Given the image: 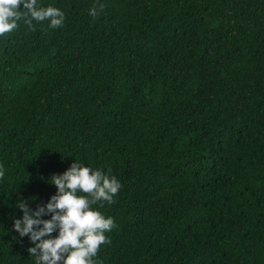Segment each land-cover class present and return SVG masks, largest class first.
Segmentation results:
<instances>
[{
  "label": "trees",
  "instance_id": "1",
  "mask_svg": "<svg viewBox=\"0 0 264 264\" xmlns=\"http://www.w3.org/2000/svg\"><path fill=\"white\" fill-rule=\"evenodd\" d=\"M37 5L63 26L0 36V264L73 162L122 185L95 264H264V0Z\"/></svg>",
  "mask_w": 264,
  "mask_h": 264
},
{
  "label": "clouds",
  "instance_id": "2",
  "mask_svg": "<svg viewBox=\"0 0 264 264\" xmlns=\"http://www.w3.org/2000/svg\"><path fill=\"white\" fill-rule=\"evenodd\" d=\"M21 4L25 11L20 10ZM102 9L103 5L100 9L93 7L89 14L96 17ZM64 19L60 9L40 7L37 0H0V36L17 29L20 20L35 31L33 21L47 20L50 27L58 28L63 26ZM4 174L0 167V178ZM51 178L57 193L35 211L21 202L18 206L23 210V218L15 220V230L20 237L29 236L35 245L28 251L37 258L36 264H95L93 258L101 245L110 243L105 233L115 227V222L92 206L115 203L114 197L122 185L115 176L76 162L63 174ZM47 214H51L50 219L41 218ZM57 230L58 235L53 237L51 234Z\"/></svg>",
  "mask_w": 264,
  "mask_h": 264
}]
</instances>
